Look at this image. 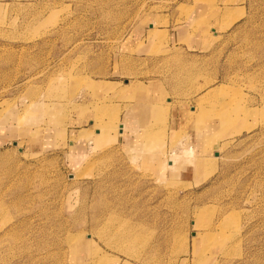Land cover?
I'll use <instances>...</instances> for the list:
<instances>
[{"label": "rangeland", "instance_id": "1", "mask_svg": "<svg viewBox=\"0 0 264 264\" xmlns=\"http://www.w3.org/2000/svg\"><path fill=\"white\" fill-rule=\"evenodd\" d=\"M0 141V264H264V0H0Z\"/></svg>", "mask_w": 264, "mask_h": 264}, {"label": "crops", "instance_id": "2", "mask_svg": "<svg viewBox=\"0 0 264 264\" xmlns=\"http://www.w3.org/2000/svg\"><path fill=\"white\" fill-rule=\"evenodd\" d=\"M213 12V11H212ZM211 13V12H210ZM210 13H208V16H209V14ZM173 36L176 38V37H178L176 34H173ZM143 54V53H142ZM136 94H138V95H136ZM133 96H135V99L137 100V99H145V101H146V103L144 102V104L142 103V102H137L136 104H138V107L136 108V109H141V110H143V108L144 107H147V104H148V100L150 99L149 98V96H145L144 95V93L141 91V90H137V92L133 95ZM144 105H146V106H144ZM148 105H150V104H148ZM134 106H136V105H134ZM125 124H127V123H125ZM136 125V124H135ZM128 127H129V123L127 124V129H126V131H128ZM126 131H125V134L123 135V136H125L126 135ZM7 132V131H6ZM9 134H11V132H8ZM198 137H200L199 138V140L201 139L202 141H200V142H202V148H201V151L202 152H204V153H206L208 150H209V148L211 147V145L210 144H205V138H206V135L203 133V134H196ZM209 136V135H208ZM207 136V137H208ZM0 143H1V141H0ZM45 147H47V141L45 142ZM192 148L194 149V147L192 146ZM200 148V147H199ZM197 152H196V149H194V154H196Z\"/></svg>", "mask_w": 264, "mask_h": 264}, {"label": "bare ground", "instance_id": "3", "mask_svg": "<svg viewBox=\"0 0 264 264\" xmlns=\"http://www.w3.org/2000/svg\"><path fill=\"white\" fill-rule=\"evenodd\" d=\"M214 92L217 93L216 90H215ZM218 92H219V91H218ZM221 92H222V90H221ZM212 95H213V94H212ZM200 102H201V101H200ZM95 106H96V105H95ZM100 110H101V109H100ZM47 114H49V113H47ZM218 117H219V116H218ZM218 117H217V118H218ZM214 119H215V118H214ZM225 121H226V122H225ZM228 121H229V115H225V118H224V122H225V124L228 123ZM93 123H94V122H93ZM209 123H210V125L212 124V119H210V118H209ZM95 126H96V125H95ZM95 126H94V127H95ZM94 127H93V129L95 130ZM91 132H92V131H91ZM79 133H81V132H79ZM86 133H88V132L86 131V132H84L83 134L79 135V138H81V137H83L84 135H86ZM89 134H90V133H89ZM172 160H173V159H172ZM108 211H109L108 209H107V210L105 209L104 213H105V212H108ZM104 213H103V214H104ZM103 214H102V215H103ZM116 214H117V213H116ZM100 216H101V215H100ZM104 216L106 217V215H104ZM104 216H103V217H104ZM110 219H112V218H110ZM103 221H104V220H103ZM109 222H110V221H109ZM112 222H114V221H112ZM101 223H103V222H101ZM105 223H106V221H105ZM117 223H118V222H117ZM123 223H124V222H123ZM107 224H109V223H107ZM114 224H115V223H114ZM109 225H110V224H109ZM116 225H118V224H116ZM112 226H113V225H112ZM119 226H120V225H119ZM106 227H107V226H106ZM113 227H114V226H113ZM104 228H105V227H104ZM103 230H104V229H103ZM113 230H114V229H113ZM114 231H115V230H114ZM120 231H121V230H120ZM103 233H104V232H103ZM120 233H121V232H120ZM120 233H119V234H120ZM101 234H102V233H101ZM132 235H134V234H132ZM125 236H126V234H125ZM130 236H131V235H130ZM104 237H105V236H104ZM125 239H126V238H125ZM134 239H135V238H134ZM208 239H209V238H208ZM212 239H213V238H212ZM210 241H211V240H210ZM208 250H209V249H208ZM80 251H81V253H82L83 249H80ZM201 254H202V253H201ZM128 264H129V263H128Z\"/></svg>", "mask_w": 264, "mask_h": 264}]
</instances>
